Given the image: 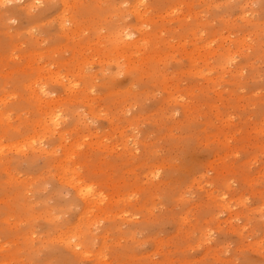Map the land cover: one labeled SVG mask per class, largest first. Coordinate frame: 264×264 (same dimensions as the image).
Masks as SVG:
<instances>
[{"label":"rangeland","instance_id":"1","mask_svg":"<svg viewBox=\"0 0 264 264\" xmlns=\"http://www.w3.org/2000/svg\"><path fill=\"white\" fill-rule=\"evenodd\" d=\"M0 264H264V0H0Z\"/></svg>","mask_w":264,"mask_h":264},{"label":"bare ground","instance_id":"2","mask_svg":"<svg viewBox=\"0 0 264 264\" xmlns=\"http://www.w3.org/2000/svg\"><path fill=\"white\" fill-rule=\"evenodd\" d=\"M118 39H122V40H123V38H122L121 35L118 36ZM66 155H68V151L66 152ZM82 194H83L84 197L86 196L84 193H82ZM80 243H81V242L76 243L75 246H78ZM71 249L74 250L72 247H71Z\"/></svg>","mask_w":264,"mask_h":264}]
</instances>
